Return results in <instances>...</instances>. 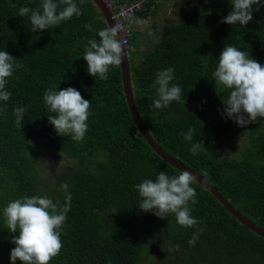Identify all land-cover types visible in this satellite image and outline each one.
<instances>
[{
    "label": "trees",
    "instance_id": "trees-1",
    "mask_svg": "<svg viewBox=\"0 0 264 264\" xmlns=\"http://www.w3.org/2000/svg\"><path fill=\"white\" fill-rule=\"evenodd\" d=\"M166 1L121 2L142 4L126 20L139 115L165 151L208 179L238 211L264 229V118L245 127L228 118L223 100L229 90L216 89L212 75L227 45L264 66V7L253 12L248 25L231 26L221 23L232 11L231 0H188L177 22L159 25L158 42L134 63L131 57L139 51L136 41L141 34L135 27L156 17ZM40 3L0 0V51H7L20 65L6 84L10 100L0 101V264H11L15 247L11 239L19 235L7 228L3 215L7 204L27 195L47 196L62 206L65 182L72 196L70 211L61 231V252L50 264H141L149 238L158 233L184 251L182 264H264V238L195 181L191 187L198 202H189V207L198 220L196 227L181 228L172 214L161 219L140 210L136 185L155 181L161 171L169 176L180 171L159 157L139 133L126 101L121 67L111 66L107 80L88 73L84 50L89 41L99 42V30L108 28L93 0H74L81 15L33 33L30 14L21 17L19 9H35ZM167 68L174 69L171 84L181 87L182 102L155 109L156 74ZM52 85L57 91L73 87L91 102L82 142L58 135L50 124L48 116L55 114L48 112L43 95ZM16 107L27 109L21 126L13 115ZM189 129H195L191 142L181 135ZM240 136L247 142L238 151L223 152L215 144ZM198 141L206 150L194 156L190 149ZM37 152H47L52 173L41 171ZM172 220L174 229L166 232ZM197 228L203 232L190 246Z\"/></svg>",
    "mask_w": 264,
    "mask_h": 264
},
{
    "label": "clouds",
    "instance_id": "clouds-1",
    "mask_svg": "<svg viewBox=\"0 0 264 264\" xmlns=\"http://www.w3.org/2000/svg\"><path fill=\"white\" fill-rule=\"evenodd\" d=\"M60 5L64 7L58 11ZM256 6L255 8L253 6ZM15 7V5H10ZM232 11L221 20L228 25L246 26L253 20V12H259L261 0H231ZM31 31L33 33L59 26L62 22L70 20L73 16L81 15V9L74 0H41L37 8L21 7L19 16H29ZM113 14V13H112ZM115 20V19H114ZM147 23V21H142ZM116 24V22H115ZM118 34L121 39H118ZM99 42L89 41L85 48L83 59L87 62L88 73L100 80L108 79L111 66L119 67L123 56V37L120 26L99 30ZM129 60L128 45H124ZM7 51H0V101L7 102L11 93L6 91V84L20 65ZM217 86L229 90L224 112L238 126L245 127L264 118V66L250 58L245 51L227 45L218 58V64L213 72ZM174 79V69H162L156 74L155 87L157 99L153 100L155 109L168 107L173 101L182 102V89L177 84H171ZM171 85V86H170ZM133 87V84H132ZM44 104L50 113L48 120L56 133L60 136H71L76 142H82L88 130L87 121L91 115V102L85 100L81 93L73 87L56 90L50 86L43 95ZM27 109L16 107L13 109L15 122L21 126ZM195 129L181 133L187 141H192ZM206 150L202 142L192 144V155ZM194 176L189 171H181L177 176H169L161 171L155 181L146 179L136 185V190L141 197L139 208L147 213L152 212L161 219L170 214L174 215L181 228H194L198 220L191 215L189 202L193 205L198 201L197 193L191 184ZM65 193L63 205L54 203L47 196L25 195L7 204L3 210L5 222L10 233L19 232L18 237L13 236L11 243L15 247L11 250V264L19 260L22 264H50L62 249L61 231L70 211L72 196L68 192V184L61 185ZM203 228H197L192 238L188 241L190 246H195Z\"/></svg>",
    "mask_w": 264,
    "mask_h": 264
},
{
    "label": "rangeland",
    "instance_id": "rangeland-1",
    "mask_svg": "<svg viewBox=\"0 0 264 264\" xmlns=\"http://www.w3.org/2000/svg\"><path fill=\"white\" fill-rule=\"evenodd\" d=\"M188 0H176L175 4H172V0H167L164 5L161 6L159 15L151 18L147 23H142L136 26L137 29L141 30L140 38L136 41L138 47V53L131 57L134 63L141 60L143 54L152 49V46L158 42V38L161 34V27L159 25L175 23L179 18L181 7L184 2ZM172 13V14H170ZM135 22L139 20L135 16ZM142 22V21H140ZM132 37L136 39V34H132ZM245 136H240L231 139L228 142H216L217 147L223 152H230L242 148L247 142ZM48 152V151H47ZM36 153L37 160L40 163L41 171L43 173L53 172V164L45 154L47 153ZM43 176V175H42ZM53 177L55 175H52ZM47 180L49 177L44 176ZM174 229L173 220L167 222L166 232ZM145 253L142 256L141 264H182L184 251L177 245L172 244L168 241L164 234L158 233L152 235L149 238Z\"/></svg>",
    "mask_w": 264,
    "mask_h": 264
},
{
    "label": "water",
    "instance_id": "water-1",
    "mask_svg": "<svg viewBox=\"0 0 264 264\" xmlns=\"http://www.w3.org/2000/svg\"><path fill=\"white\" fill-rule=\"evenodd\" d=\"M95 5L100 10L103 19L107 25L108 28L114 27L115 20L113 17L112 12L107 8L104 0H93ZM118 39H121V35L118 34ZM122 40V39H121ZM123 46V56H122V63L120 65L121 72H122V84L124 93L126 96V101L131 113V116L134 120L135 125L137 126V129L141 136L145 139L147 144L153 149L155 153L159 157H161L164 161H166L169 165L174 167L175 169L181 171H189L194 176V181L203 186L209 193H211L226 209L227 211L238 219L240 223H242L245 227L256 233L257 235L264 238V229L258 226L257 224L250 221L246 216H244L240 211H238L233 204L225 198V196L217 189L215 188L208 179H206L201 174L197 173L178 159L171 156L167 151H165L152 137L151 133L146 128L145 124L143 123L139 112L137 110V106L134 99L133 94V87H132V74H131V68L130 63L127 56V51L124 45Z\"/></svg>",
    "mask_w": 264,
    "mask_h": 264
},
{
    "label": "built area",
    "instance_id": "built-area-1",
    "mask_svg": "<svg viewBox=\"0 0 264 264\" xmlns=\"http://www.w3.org/2000/svg\"><path fill=\"white\" fill-rule=\"evenodd\" d=\"M107 8L113 13V17L117 25L120 26V33L123 37V44L128 45L126 20H129L136 11L141 10L140 2L131 4L121 3L122 0H104Z\"/></svg>",
    "mask_w": 264,
    "mask_h": 264
},
{
    "label": "crops",
    "instance_id": "crops-1",
    "mask_svg": "<svg viewBox=\"0 0 264 264\" xmlns=\"http://www.w3.org/2000/svg\"><path fill=\"white\" fill-rule=\"evenodd\" d=\"M175 2H176V0H172V4H175ZM170 14H172V13H170ZM159 14H157V16H158ZM131 26H133V24L131 25ZM137 28L135 27V30H136Z\"/></svg>",
    "mask_w": 264,
    "mask_h": 264
}]
</instances>
